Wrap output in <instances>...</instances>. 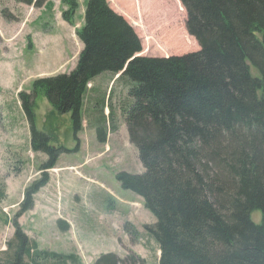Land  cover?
<instances>
[{
    "label": "trees",
    "instance_id": "16d2710c",
    "mask_svg": "<svg viewBox=\"0 0 264 264\" xmlns=\"http://www.w3.org/2000/svg\"><path fill=\"white\" fill-rule=\"evenodd\" d=\"M16 1L53 6L52 0ZM181 1L188 38L200 50L159 57L140 55L141 38L109 0H88L75 69L39 78L32 93H20L32 148L49 156L44 170L54 168L65 149L37 128L38 96L60 114L72 113L79 132L88 84L102 73L123 71L134 83L133 104L123 114L145 171L117 177L156 216L149 230L160 245V264H264V0ZM61 2L64 20L76 26L79 0ZM105 135L99 127L102 141ZM49 179L45 171L25 190L0 264L82 263L77 254L42 249L18 222ZM6 196L0 180V202ZM137 263L136 256L113 252L95 261Z\"/></svg>",
    "mask_w": 264,
    "mask_h": 264
},
{
    "label": "rangeland",
    "instance_id": "374dc122",
    "mask_svg": "<svg viewBox=\"0 0 264 264\" xmlns=\"http://www.w3.org/2000/svg\"><path fill=\"white\" fill-rule=\"evenodd\" d=\"M52 2L53 6L38 7L0 0V180L7 193L0 202V259L7 257L2 251L14 236L25 190L46 171L49 182L35 195L33 208L18 217L42 249L77 254L81 264H95L101 254L112 252L136 256L137 264H160V245L149 230L156 216L117 177L121 172L145 171L123 114L133 104L129 92L134 84L123 71L102 73L88 84L79 132L72 113L60 114L44 95L38 96L37 128L50 135L52 145L65 149L56 166L44 170L49 156L32 148L20 93H32L39 78L73 71L83 49L77 32L85 22L88 0H79L76 26L64 20L66 6L61 0ZM109 3L135 28L143 44L141 55L163 57L200 50L196 39L188 38V13L181 0ZM253 72L259 74L255 68ZM99 127L106 132L105 141L99 138ZM253 216L261 221V212ZM61 221L68 224L67 230Z\"/></svg>",
    "mask_w": 264,
    "mask_h": 264
},
{
    "label": "crops",
    "instance_id": "0c3cea01",
    "mask_svg": "<svg viewBox=\"0 0 264 264\" xmlns=\"http://www.w3.org/2000/svg\"><path fill=\"white\" fill-rule=\"evenodd\" d=\"M114 9V8H113ZM83 47H84V45H83ZM141 55V54H140ZM93 89V88H92Z\"/></svg>",
    "mask_w": 264,
    "mask_h": 264
}]
</instances>
